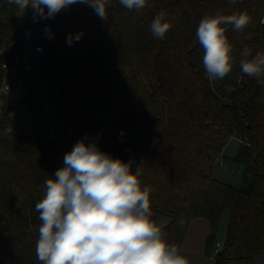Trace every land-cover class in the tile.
<instances>
[{
    "label": "trees",
    "instance_id": "obj_1",
    "mask_svg": "<svg viewBox=\"0 0 264 264\" xmlns=\"http://www.w3.org/2000/svg\"><path fill=\"white\" fill-rule=\"evenodd\" d=\"M101 20L86 4L77 3L53 18L39 19L29 7L22 17L14 4L0 0V72L13 52L23 48L21 35L32 31L28 45L43 47L29 62L40 77L60 90L50 104L69 119L71 135L57 145L11 133V119L0 107V264H40L36 242L41 223L35 205L43 198L45 181L63 167L75 143L95 142L102 151L143 169L142 185H150L152 219L165 214V239L183 244L193 219L210 223L206 254L216 244L222 214L229 210L226 239L215 264H255L264 254V85L240 70L242 52H264V0H148L128 10L119 0L106 5ZM217 10L247 12L250 24L226 36L235 58L223 98L206 76L196 30L200 20ZM47 11V9H45ZM172 24L163 39L150 25L158 13ZM51 38L41 37L45 26ZM82 33L70 46L69 34ZM232 86V87H230ZM23 100H38L29 91ZM238 138L242 147L233 157L245 166L243 188L214 174L216 156L226 142Z\"/></svg>",
    "mask_w": 264,
    "mask_h": 264
},
{
    "label": "clouds",
    "instance_id": "obj_2",
    "mask_svg": "<svg viewBox=\"0 0 264 264\" xmlns=\"http://www.w3.org/2000/svg\"><path fill=\"white\" fill-rule=\"evenodd\" d=\"M229 7L240 0H228ZM22 17L30 7L39 19L53 18L70 6L82 3L107 20L110 0H7ZM128 10L140 11L148 0H119ZM47 9V11H45ZM251 22L247 12L205 15L199 22L196 38L203 52V67L209 80H220L232 71L235 58L226 36L227 26L242 32ZM172 24L161 11L153 18L150 31L163 39ZM48 32V29H45ZM82 33L69 34V46ZM51 38V36L49 37ZM241 72L264 85V52L252 55L245 47ZM8 119H11L9 114ZM12 127L3 135L10 136ZM133 162L102 151L83 139L75 143L63 159V167L45 181L43 198L36 203L39 237L36 257L40 264H189L176 244L165 239L150 207V185L143 186V169Z\"/></svg>",
    "mask_w": 264,
    "mask_h": 264
},
{
    "label": "rangeland",
    "instance_id": "obj_3",
    "mask_svg": "<svg viewBox=\"0 0 264 264\" xmlns=\"http://www.w3.org/2000/svg\"><path fill=\"white\" fill-rule=\"evenodd\" d=\"M3 75V73H2ZM3 77V76H2ZM215 84L214 89L223 98L229 93V85L227 82L223 86L216 85L219 80H212ZM28 83V78L24 79V84ZM1 72H0V86ZM39 84L44 88L53 85V81L48 77H41ZM232 87V86H230ZM0 107L6 113L11 114V127L13 133L30 137L38 140L49 141V130H53L55 134L61 138L66 137L72 132L69 119L63 117L60 110L52 104H48L47 108L41 104L40 108L31 107L23 100V94L13 92L8 95H0ZM242 147V142L238 138H231L226 142V146L222 154L215 158L213 171L217 179L231 184L235 188H243V172L245 166L243 164L234 163L233 157L237 155ZM221 161L223 162L221 165ZM230 217L229 210H225L222 214L219 229L216 235V243L224 244L226 239L227 223ZM169 219L163 214L157 224L163 227L168 225ZM255 264H264V254L256 258Z\"/></svg>",
    "mask_w": 264,
    "mask_h": 264
},
{
    "label": "built area",
    "instance_id": "obj_4",
    "mask_svg": "<svg viewBox=\"0 0 264 264\" xmlns=\"http://www.w3.org/2000/svg\"><path fill=\"white\" fill-rule=\"evenodd\" d=\"M45 29L49 31L46 32ZM52 34V27L47 25L42 29L41 37L43 39L50 37ZM32 31L30 29H25L21 35V42L23 48L20 52H13L10 61L2 64V84L0 86V95H8L13 92L22 93L23 96L29 91L33 92L34 98L38 102L33 105L34 108H40L41 104L47 108L49 101L48 95L50 93H55L60 90L59 85L53 84L49 88H44L39 84L40 75L33 69L29 62V56L32 54L38 55L43 52V47L35 46L33 51L28 49V45L32 39ZM28 78V83L24 84V79ZM50 142L57 145L64 138H61L55 134L53 130H49ZM71 135V134H70ZM69 135V136H70ZM223 162L221 161V165ZM221 248L220 243H216L215 246L209 250V256L215 257Z\"/></svg>",
    "mask_w": 264,
    "mask_h": 264
},
{
    "label": "crops",
    "instance_id": "obj_5",
    "mask_svg": "<svg viewBox=\"0 0 264 264\" xmlns=\"http://www.w3.org/2000/svg\"><path fill=\"white\" fill-rule=\"evenodd\" d=\"M168 219L170 222L169 217ZM210 234L211 228L208 220L196 218L191 221L180 249L181 255L188 259L189 264H215V259L206 254V242Z\"/></svg>",
    "mask_w": 264,
    "mask_h": 264
}]
</instances>
